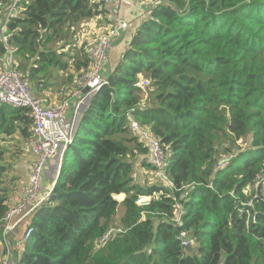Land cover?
<instances>
[{
	"label": "trees",
	"instance_id": "obj_1",
	"mask_svg": "<svg viewBox=\"0 0 264 264\" xmlns=\"http://www.w3.org/2000/svg\"><path fill=\"white\" fill-rule=\"evenodd\" d=\"M99 3L19 0L6 34L14 67L32 88L51 86L59 78L53 71H71V83L88 70L85 47L73 46L71 55L55 44L76 24L108 13ZM10 5L0 0V26ZM6 53L0 36L2 70ZM106 79L83 106L16 264H264V200L247 206L253 196L246 190L264 173V0H159ZM141 79L151 87L148 103ZM130 120L170 152L166 167L154 169L156 183L133 177L130 157L148 158V149ZM31 126L28 109L0 103V139L18 134L27 142ZM244 139L249 146L235 152ZM4 154L0 147V162ZM139 196L153 200L140 207ZM177 202L181 227L170 221ZM9 207L1 197L0 219ZM246 209L249 217L241 215ZM180 230L189 232L192 252L176 239Z\"/></svg>",
	"mask_w": 264,
	"mask_h": 264
},
{
	"label": "built area",
	"instance_id": "obj_2",
	"mask_svg": "<svg viewBox=\"0 0 264 264\" xmlns=\"http://www.w3.org/2000/svg\"><path fill=\"white\" fill-rule=\"evenodd\" d=\"M159 0H99L109 5H114L113 18L117 21L118 27L106 29L105 32L92 37V42L87 47V57L90 60V66L87 71L77 74L74 78V86L82 89L83 96L79 98L73 111L67 117V108L65 103L57 105H49L42 98L33 94L32 87L27 80H24L19 74L13 61V49L8 45V36L6 34L7 23L9 19L16 15L19 11L17 4L19 0H11V5L4 16L0 26V36L2 42L6 45L7 53L4 56L3 70L0 72V103L9 105L13 108H26L29 111L32 126L31 138L27 141V149L33 155L35 160L32 163L26 164L24 167L27 173L26 184L22 189L19 199L10 205L6 214L0 219V245L5 248V253L0 256V264H16L17 260L14 256V251L10 247L9 239L12 237V242L16 249H22L23 245L29 242L31 238V229H27L26 221H30L31 216L36 209L44 204L50 196L55 182L58 178L62 161L68 148L73 144L75 133L80 120L79 111L85 105V101L98 89L107 83V77L101 73L103 65L108 63V54L111 51L114 43L118 40L121 34L125 33L126 27L122 22L123 8L130 4L140 7L143 13H149L151 7L155 6ZM76 78L78 80L75 82ZM139 86L143 93L149 87V82L146 79H141ZM132 131L142 140L148 149V160L152 165L153 170L161 171L166 167L170 152L163 149L162 145L156 140L146 129L142 128L136 121L130 120ZM56 162L57 171L55 177L51 180L49 188L44 186L48 182L46 169L49 163ZM227 161V160H226ZM225 161V162H226ZM223 165L219 166H224ZM161 176V173H158ZM166 183L169 189L173 185L169 179L160 180ZM249 194L253 197L247 202V206L252 207L255 200H264V173L256 176L253 183L246 188ZM153 200L149 196H139L136 200L137 206L149 205ZM182 207L177 202L174 204V216L170 221L178 227L182 226ZM250 216L249 210L241 212V215ZM24 224V230L21 235L17 234L16 229ZM110 230L103 235L97 245L107 241ZM180 241V246L186 251V248L193 246V241L189 232L180 230L176 236Z\"/></svg>",
	"mask_w": 264,
	"mask_h": 264
},
{
	"label": "rangeland",
	"instance_id": "obj_3",
	"mask_svg": "<svg viewBox=\"0 0 264 264\" xmlns=\"http://www.w3.org/2000/svg\"><path fill=\"white\" fill-rule=\"evenodd\" d=\"M97 1L99 2V0ZM100 5L102 9L106 8L108 10V13L105 14L103 10L101 13L97 14L93 18L87 21H84V22H80L79 24H76L75 27L70 28L68 30L67 38L64 40V42L59 41L55 44V48L58 50L59 53L60 52L67 53V54L71 53V55H73L74 54V51L72 50L73 46H75L76 49H82L83 47L87 49V47L90 45V43L93 40L92 39L93 36L103 33L105 32L106 29H110L115 26L118 27V30H119V25L117 21H115L113 18V14H114V17L116 16L114 13V5H109L105 2H103V4H100ZM136 7L138 6H132L130 4H127L123 8V10L128 8L126 10L127 11L126 13L128 14V16L133 18L134 16L131 15L130 13L131 11L133 12L136 9ZM123 20H124V15H122V21ZM126 30H125V33H126ZM108 64H111V62L110 63L108 62L107 64L103 65V71L101 73L103 76L106 75ZM0 70H2V67L0 68ZM52 73L56 75V77H59V78L55 82L50 81L51 86H48L45 88L52 89V92H53L52 105H57L59 103H65L66 108H67L66 119H68L69 113L73 109L74 102H76V100L79 101L78 99L83 96L82 89H78V87H75L72 82L71 84L68 80H66V77H69L71 75V71L67 73L66 72L57 73L53 71ZM77 80L78 78H76L75 82ZM150 91H151V87L149 86V88L144 93V101L146 103L149 102ZM72 92H76V95L75 97L71 98ZM87 100L85 101V103L87 102ZM249 142H250V139H244L242 141L237 142L236 145L234 146V151L236 152L238 150L237 148L239 147L246 148L247 146H249ZM24 143L25 142L22 141V139L18 136V134H15L11 137H7L4 139H0V147L5 152L0 162V164L3 167H5L2 174H0V198L4 197L6 201L10 203H13L14 201L16 202V200L20 197L22 193V189L24 185L26 184L27 173L24 169V165L32 163L35 160V158L29 152L27 147H25ZM24 156H28V158H25ZM130 158L134 160L133 177L137 183H139L140 185H145V184L156 183L155 179L159 181V179L155 176V172L152 169V167L151 169H145L144 167H142L141 165V163H143L142 161H145V159L146 160L148 159L146 155H143L142 160H140V157L137 156V154L133 155ZM23 161L25 162L23 163ZM224 162H225V165L222 166L221 168L226 166V164L228 163V159H222L219 164L223 165ZM123 197H124L123 195H119L118 197L116 195L114 199L120 202L122 201ZM12 237L13 236H11L9 241H10V247L14 251V254H15V251H17L19 254L22 253L23 248L16 249L15 244L11 240ZM4 249L5 248H3V245H0V256L4 255L5 253Z\"/></svg>",
	"mask_w": 264,
	"mask_h": 264
},
{
	"label": "crops",
	"instance_id": "obj_4",
	"mask_svg": "<svg viewBox=\"0 0 264 264\" xmlns=\"http://www.w3.org/2000/svg\"><path fill=\"white\" fill-rule=\"evenodd\" d=\"M127 9H124L122 11V15H124V20L122 22H123L124 26L127 28L126 33L121 34L120 37L118 38V40L114 43L113 48L111 49V52H110L109 57H108V62L109 63L111 62V64H108V69L106 70V75L104 77H107L108 76V74L110 73V70L112 69V66H114L117 63V61L120 58L121 53L126 49L128 43H129L131 34H132L134 28L137 25V22L140 21L141 19H143L145 16L148 15V13H143L141 11L143 9H141L140 7H136V9L133 12L131 11V13H130L131 15L134 16L132 18V17L128 16V14L126 13L127 12L126 11ZM73 78H75V77H73ZM73 81L74 80H72V83H73ZM66 86H68V85H66ZM32 91H33V94L35 96L42 98L47 104L52 105L53 92H52V89L51 88H49V89H46L45 88V89L39 90V91L36 90V89H34V88H32ZM71 94H72L71 95V98L72 97H75L76 92H72ZM76 102H77V100H76ZM76 102H74L73 107H74V105H75ZM82 109H83V106L80 108V111H79L80 117H81ZM72 111H73V109H72ZM24 144H25V147H26L27 146V142H25ZM24 157L25 158H28V156H24ZM24 162L25 161H23V163ZM25 166H26V164L24 165V167ZM56 171H57L56 162L55 161H52L51 163H49L48 168L46 169L47 178L49 179L48 182H45L44 183V186L46 188H49L50 187L51 180H53V178L55 177ZM13 203H15V201ZM13 203H10V205L13 204ZM28 222L29 221H26L24 224H28ZM24 224H21L16 229L18 235H21V233L23 232V230H24Z\"/></svg>",
	"mask_w": 264,
	"mask_h": 264
},
{
	"label": "water",
	"instance_id": "obj_5",
	"mask_svg": "<svg viewBox=\"0 0 264 264\" xmlns=\"http://www.w3.org/2000/svg\"><path fill=\"white\" fill-rule=\"evenodd\" d=\"M186 251H187V252H192L193 249H192L191 247H188V248H186Z\"/></svg>",
	"mask_w": 264,
	"mask_h": 264
}]
</instances>
